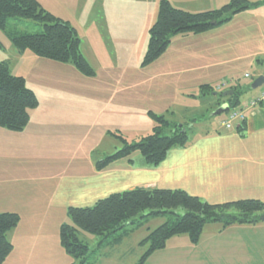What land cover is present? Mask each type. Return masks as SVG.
I'll use <instances>...</instances> for the list:
<instances>
[{
  "label": "rangeland",
  "instance_id": "1",
  "mask_svg": "<svg viewBox=\"0 0 264 264\" xmlns=\"http://www.w3.org/2000/svg\"><path fill=\"white\" fill-rule=\"evenodd\" d=\"M58 1H61L62 5L56 3L54 10L59 15L57 16L69 21L75 28L80 38V48L82 47L85 50L87 57L92 59V49L99 57L104 53L103 58L105 62H108L106 51L109 55L112 53V57L115 55V51L113 43L107 41L108 47H106L108 28L104 14H100V10L97 14L95 13V8L99 7L100 9V5H103L101 0ZM159 1L154 0V2H151L150 0L149 3V14L153 12L155 17V19H152L153 23L157 18ZM250 1L252 5L244 10L245 12L234 14L228 22L214 28L215 31L209 30L211 32L206 31L202 34L173 35L165 51L154 61L143 65L141 62L147 46L149 28L145 29L141 37L142 41L138 39L135 43L134 39L129 40V43L133 44L132 53H130L131 51L124 52L117 65L114 64L113 60L112 63L107 64L122 69H114L115 75H111L112 79H109L105 75L106 73L102 71L96 73V78L85 76L70 63L44 61L28 49L19 54L15 51L6 34L0 30V61L9 62L10 72L13 75L23 76L26 85L32 88L37 95L39 104L37 107L30 109L29 114L35 110L33 113H36L38 117L47 114L49 117L57 118L60 120L62 128L58 133L61 137L68 132H73L74 137L77 133L80 137L79 143L66 144L62 149V141L58 140L59 148L57 152L54 147L43 148L28 145L21 147V150L17 146L13 155L10 147H1L0 171L2 167L15 165L16 169L13 172L19 176L17 181L9 186L12 187V193L10 197L9 195L6 197L8 199L6 201L7 206L11 210H15L17 214L24 215L31 210L33 204L42 203L41 207L46 209L48 195L54 191L59 194L64 189L69 190L71 193L66 197L74 198L76 185H64L65 180L63 179L77 172L82 174L91 172L89 164L92 158H102L119 149L121 146L120 139L115 135L125 138L129 143H133L150 134L154 120L148 115L149 110L162 115L164 119L177 124L179 127L183 125V129L186 128L187 130L189 139L193 137L192 135L199 133L196 131L197 126L195 125L198 120L207 119L206 121H208L211 129L219 128L218 123L224 120L226 115L222 113L217 116H210V112L205 111V102L199 103L200 101H195V99L207 96L209 97L207 100H209L206 102L210 103L212 92L224 93L229 90V85H221V88L216 90L214 88L223 81H212L210 83L211 90L204 91L205 94L201 95L200 88L202 87H200V84L202 83L200 80H196L203 74L202 70L196 69L197 71L193 70V72L187 73L177 72L183 64L185 67L197 66L198 61H194L192 58H184L183 55H189L188 53L192 52L194 47L200 46L199 44H202L204 39L210 35H217L218 39L224 43V52L221 57L226 58V62L222 64L220 69L224 72L230 71L228 76L232 77L231 80L230 77L225 80L234 81L236 85L245 89V93H248V95H245L246 99L258 98L259 88L247 90L257 77L256 69H251L244 61H234L236 59L234 56H244L246 53L257 50L256 48L262 45L264 48V15L257 16L253 12L262 11L264 13V0ZM112 2L138 5L143 0H112ZM201 3L197 2V5L199 6ZM141 8L139 6L138 11ZM115 17L116 15L112 12V18ZM10 24L12 28L20 32H36L41 28L37 22L31 19H12ZM216 32L217 34H213ZM127 33L131 35L130 27L127 28ZM234 45H238V49L229 50L228 47L232 48ZM119 50L123 52L122 48H119ZM142 67L144 68L139 70V88L130 87L131 84L127 83L126 79H121V72L131 74L135 69ZM164 71L167 72V75H155ZM129 74L127 77L131 76ZM244 74L250 75L251 78H245ZM120 79L122 81L121 85L118 84ZM183 79H190L191 81H188V83H192L194 87L182 88L180 85L186 84L180 83L183 82ZM151 81L153 84H158V90L153 91V89H150L148 90L150 94H147L144 88H148V83ZM124 85H128L129 89L123 90ZM108 91L112 93L111 107L110 109L106 107L98 116L97 124L92 125L89 120H93L94 118L91 116L97 114L100 109L99 106H93L92 109L91 103L94 102L89 101L90 96L100 93L99 96L102 98L103 94ZM137 92H139V98L134 95ZM53 93L58 96L51 97ZM192 93L195 94V99L190 97ZM196 104H203V106L195 113L185 114V107L187 109V107ZM240 106L242 104L238 105V107ZM46 107L51 111L42 114V109ZM123 108H127L130 113H133L129 115L134 117V121L121 122L123 117L120 113L123 112ZM74 111L78 115L79 122L67 118L73 115ZM115 122H121L120 131H110L113 132L111 134L105 129V126L116 124ZM25 128L26 126L20 131H24ZM170 130L171 128L166 127L162 134H171ZM40 131L38 130L36 133ZM11 136L15 137L14 135ZM46 136L54 138L55 132L52 131L47 135L42 133V137H39V139L43 140V137L46 139ZM3 140L5 142L7 139ZM73 142H75V139H73ZM3 157L8 159L5 160ZM141 157L140 152L135 151L126 157L116 159L110 164L123 166V164H127V161L134 160V164L139 166ZM61 180H63L62 186L60 189H56L57 184L62 182ZM133 181V178L127 176L121 180L101 183L93 190L90 197L84 194L82 196L83 200L74 201L70 206H92L97 199L110 193L133 188ZM47 211L55 213L56 219L70 222L66 209L48 207ZM164 221L163 217L151 218L146 225L133 231L120 244L104 246L100 250L97 248V243L100 240L97 235L80 230L79 239L88 245L89 250L96 249L97 252H100V256L94 264H139V259L146 249V245L139 244L140 241L147 235L149 230L154 229ZM60 224L61 222L59 226ZM219 225L221 226V224ZM221 228L223 230L220 235L209 238L208 235L200 236L197 244H193L187 234L175 235L166 241L163 248L154 251L140 264H264V221L260 220L255 224H232L226 228L221 226Z\"/></svg>",
  "mask_w": 264,
  "mask_h": 264
},
{
  "label": "crops",
  "instance_id": "2",
  "mask_svg": "<svg viewBox=\"0 0 264 264\" xmlns=\"http://www.w3.org/2000/svg\"><path fill=\"white\" fill-rule=\"evenodd\" d=\"M38 1L46 10L56 16L58 15L54 9L57 5L56 3L62 5L61 1ZM168 1L172 3V5L188 11H203L220 7L228 0ZM101 2L103 5H100V9L99 7L95 8V13L97 14L98 10H100V14H104L105 16V22L108 28L106 47H108V43H113L115 55L112 57V53L109 55L106 51L109 60L108 62H105V59L103 58L104 53L99 57L95 51L91 49L93 57L90 59L87 57L85 50L82 49V47L81 52L95 71V75L92 76L93 78H96V73H98V71H102L106 73L105 75H107L109 79H112L111 75H115V72H113L114 69H122L107 64L112 63L111 61L113 60L114 64L117 65L124 52L131 51L130 53H132L133 44L131 45L129 40L134 39L135 43L138 39L140 40L143 36L144 30L152 25V19H155V17L153 12L149 14L150 0H143V2L140 4L138 3V5L113 3L112 0H101ZM151 2H154V0H151ZM197 2L202 3L198 6ZM139 6L142 8L138 11ZM112 12L116 15L115 18H112ZM253 12L257 16L264 15L262 11ZM129 27L131 35L127 33V28ZM213 34H217V32ZM199 45L200 46H197L196 48L194 47V50L188 53L189 55H183L184 58H192V60L198 61L197 66L185 67L183 64L177 72L187 73L193 72V70L196 69L202 70L203 74L197 78L198 80H196H200L202 83L200 84V87L202 85H210L212 81L216 82L221 80L223 82L217 85L214 89L218 90L221 88V85L227 84L229 85V90H232V92L235 88L242 91L238 98L240 104L249 101L250 98L246 99L245 95H248V93H245V89L236 85V82L234 81L225 80L230 77L228 76L230 75V71L224 72L220 69L222 64L226 62V58L221 57L224 52V43L222 40L218 39L217 35H210ZM109 48L111 49V46ZM119 48H122L123 52H120ZM228 48L229 50L238 49V45ZM256 49L257 50L246 53L241 57L234 56V58H236L234 61H244L251 69H256L255 72H257V77H264L263 45ZM42 60L53 62L47 59ZM143 68L144 67L135 69L134 72L132 71L134 75H132L133 73L129 74L127 72H121V79H126V82L131 84L130 87L135 86V88H139V70H142ZM206 69H209L210 73L209 70L206 71ZM128 74L131 76L127 77ZM160 74L167 75V72L164 71L155 75L157 76ZM246 75L248 74H244L245 78H251L250 75ZM121 79L118 80V84L120 85L122 84ZM229 79L231 80L232 77ZM188 81L191 80L183 79V82L180 83L186 84H181L180 86L182 88L194 87L192 86L193 84L188 83ZM148 84L149 87L144 88V91L147 94H150L148 92L150 89H153V91L158 90V84H153L152 81ZM260 87H258V94L264 90V83ZM258 88L253 89L250 85L247 90H256ZM127 89H129V86L124 85L123 90L126 91ZM201 91L202 89L200 88V94L202 95ZM123 94L125 95V93ZM54 95L58 96L53 93L51 94V97ZM99 95L100 93H96L95 95H91L89 99V101L94 102L91 103L92 109L94 108L93 106H99L100 109L94 116H91L90 114V116L94 118L93 120H89L92 125L97 124L98 116L106 107L108 109L111 107L110 102L112 93L109 91L105 92L102 98H100ZM134 95L136 98H139V92L134 93ZM190 97L194 99L196 98L193 93ZM207 98L209 97L201 96L199 99L196 98L195 101H200L199 103L205 102V111L210 112V116H212L213 111L217 108V100L210 97L211 102L207 103L206 101L209 100H207ZM223 103H221V105ZM202 106L203 104H196L195 106L187 107V109L185 107V114L195 113L199 111ZM122 110L123 112H121L120 115L123 117V120L121 122L126 123L129 120L134 121V117L129 115L133 113H130L127 108H123ZM33 111L29 114V121L24 131L10 132L0 128V148L10 147L14 155L17 146L19 150H21V147L28 145L43 148L54 147L57 152V149L59 148L58 140L62 141L61 149L64 148L66 144L79 143L80 137L77 133L75 135L76 137H74L73 132H68L67 134H64L63 137L58 134L62 129L59 119L49 117L47 114L39 115L38 117ZM48 111H51V109L46 107L42 109L41 113L43 114ZM67 118H71V120L75 119L76 122H79L76 111H74L73 115ZM206 120L207 119L198 120V122H196V131L199 133L192 135L193 137L189 139V144L187 146L171 148L167 152L166 157L156 166H149L144 163L143 159H139V166L134 164V160H129L127 161V164H123V166H116V164L113 166L110 164L102 170H96L95 161L97 159L92 158L91 163L89 164V166H91V172L87 174L77 172L71 176L68 175L66 179H63L65 180L64 185H76L77 189L74 193V198L66 197L71 193L69 190L64 189L59 194L54 191L48 195L49 197L46 201L47 204L45 205L46 209H43L41 207L42 203H39L31 205V210L26 214L23 215L19 213V222L8 234V238L12 243V250L1 264H71L73 262L72 257L66 253L59 242L58 226L60 222L63 223V220L56 219L55 213L47 211V208L53 207L67 209V207H69L74 201L83 200L82 196H84V194H87L90 197L93 190L100 186L101 183L121 180L127 176L133 178V187L182 189L209 203H224L242 199H256L264 202V103L251 110V112H248L246 120L233 130H227L220 126L219 123V128L211 129ZM121 122H115L116 124H112L111 126L106 125L105 129L109 132L120 131L119 126ZM146 126L147 124L145 125V128ZM38 130L41 131L36 133ZM52 131L53 133L55 132V139L49 138V136H46V139L43 137V140L39 139V137H42V133L47 135ZM11 135H14L15 137H12ZM3 139L7 140L3 142ZM73 139H75V142H73ZM3 159L7 160L8 158L3 157ZM1 169L0 212H15V210H11V208L7 206L6 201L8 199H6V197L7 195L10 197L12 187L9 186L15 183L19 176H17V173L13 172L16 169L15 165H9L7 167H2ZM63 180L57 184L56 189H60ZM222 230L223 229L219 224H209L204 226L200 236L208 235V238L216 237L221 234Z\"/></svg>",
  "mask_w": 264,
  "mask_h": 264
},
{
  "label": "trees",
  "instance_id": "3",
  "mask_svg": "<svg viewBox=\"0 0 264 264\" xmlns=\"http://www.w3.org/2000/svg\"><path fill=\"white\" fill-rule=\"evenodd\" d=\"M251 5L249 0H228L214 9L188 11L172 5L168 0H160L157 18L148 29L141 64L146 65L157 59L173 35L206 32L228 22L234 14ZM12 19H31L41 28L36 32H20L12 28ZM0 30L19 54L28 49L40 59L70 63L85 76L95 75L93 67L81 52L80 38L75 28L69 21L46 10L38 0H0ZM201 87L203 92L211 90L210 85ZM241 93L235 88L230 96L212 92L211 97L217 100V107L227 102L229 109H233L240 104L238 98ZM38 103L36 93L26 85L25 78L13 75L9 62L0 61V128L22 130L29 121V110L37 107ZM147 113L154 120L152 132L133 143L115 135L120 139L121 146L113 153L98 158L95 161L96 170H102L116 159L135 151L140 152L145 164L156 166L171 148L189 144V136L183 125L179 127L170 123L151 110ZM166 127L171 128V134H162ZM66 213L70 222L60 224L58 235L61 246L73 259L71 264H94L100 256V252L89 250L88 245L79 239L80 230L97 235L100 238L97 248L100 250L104 246L120 244L151 218L163 217L165 221L154 229H148L147 235L139 243L146 245L139 259L140 264L175 235L187 234L193 244L197 243L206 224L219 223L223 228L232 224H255L264 213V202L242 199L209 203L182 189L136 186L110 193L97 199L92 206H69ZM19 218L16 212H0V264L12 250L8 234Z\"/></svg>",
  "mask_w": 264,
  "mask_h": 264
},
{
  "label": "built area",
  "instance_id": "4",
  "mask_svg": "<svg viewBox=\"0 0 264 264\" xmlns=\"http://www.w3.org/2000/svg\"><path fill=\"white\" fill-rule=\"evenodd\" d=\"M262 103H264V90L259 93L258 98L250 99L249 101L244 102L240 107L228 109L225 112L226 118L219 123L220 126L227 130L235 129V127L246 120L248 112H251V110L255 109Z\"/></svg>",
  "mask_w": 264,
  "mask_h": 264
},
{
  "label": "water",
  "instance_id": "5",
  "mask_svg": "<svg viewBox=\"0 0 264 264\" xmlns=\"http://www.w3.org/2000/svg\"><path fill=\"white\" fill-rule=\"evenodd\" d=\"M264 83V77L263 76H259L257 77L256 79H254V81L251 83V88H258L260 87L262 84ZM232 90H228V91H225L223 93V96H230L232 94ZM229 106L227 103H223L222 105H220L219 107H217L213 113H212V116H217V115H220L224 112H226L228 110ZM260 220L261 221H264V213L260 216Z\"/></svg>",
  "mask_w": 264,
  "mask_h": 264
}]
</instances>
